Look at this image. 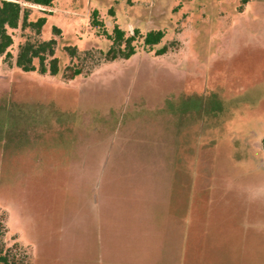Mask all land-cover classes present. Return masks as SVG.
<instances>
[{
	"label": "rangeland",
	"instance_id": "obj_1",
	"mask_svg": "<svg viewBox=\"0 0 264 264\" xmlns=\"http://www.w3.org/2000/svg\"><path fill=\"white\" fill-rule=\"evenodd\" d=\"M47 10L42 39L62 30L60 73L0 58L7 245L22 246L25 264H181L190 193L202 207L194 258L264 264V0H55ZM93 11L109 33L166 36L67 80L65 46L110 47ZM25 36L14 32L15 57Z\"/></svg>",
	"mask_w": 264,
	"mask_h": 264
},
{
	"label": "trees",
	"instance_id": "obj_2",
	"mask_svg": "<svg viewBox=\"0 0 264 264\" xmlns=\"http://www.w3.org/2000/svg\"><path fill=\"white\" fill-rule=\"evenodd\" d=\"M55 0H0V58L9 65L13 64L25 73L39 72L42 75L49 74L56 76L60 73V62L56 56L58 46L57 36L62 35V30L53 28L55 37L45 40L42 33L48 19L45 15H50L47 9L54 7ZM31 6L43 7L44 16L32 19L33 8ZM114 15L113 10L110 11ZM91 26L98 30L101 36L110 41L108 51L86 50L80 51L76 46H65L64 50L71 59V64L66 68L64 78L74 80L82 76L85 72H90L101 61L115 62L119 59L129 60L137 54L138 42L143 41L147 49H153L161 44L165 38L162 30H152L142 34L135 30L133 35H129L119 25L113 26L112 33L107 31L104 21L100 18L98 11H93L91 15ZM18 29L22 31L30 30L34 36H25L24 41L18 47L16 57L11 49L15 44L14 32ZM168 52L165 46L157 50V55H164ZM82 61L93 62L85 66ZM91 65V66H90ZM264 148V141H263ZM6 216L0 214V264H25L27 253L19 243L9 247L6 242L8 229L5 224Z\"/></svg>",
	"mask_w": 264,
	"mask_h": 264
},
{
	"label": "crops",
	"instance_id": "obj_3",
	"mask_svg": "<svg viewBox=\"0 0 264 264\" xmlns=\"http://www.w3.org/2000/svg\"><path fill=\"white\" fill-rule=\"evenodd\" d=\"M187 199L189 200V203L188 205L186 204L184 205L183 217L181 219L182 220V232H183V252H182L183 256H181L179 260H181V264H201V258L198 260L196 259V256L194 258L192 255L193 250L191 249V232L194 229H196L193 227L194 226V219H193L194 216L192 214L194 210L196 211L197 209H199V206L194 207L191 204L190 193ZM201 208L202 207H200V209ZM191 216H192V219H191ZM187 245H188V248H187ZM202 245H203V242H202ZM194 260L196 261L194 262Z\"/></svg>",
	"mask_w": 264,
	"mask_h": 264
}]
</instances>
